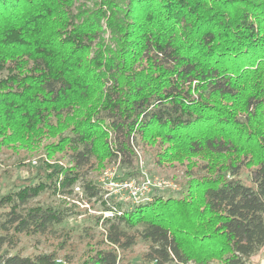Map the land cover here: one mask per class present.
Returning <instances> with one entry per match:
<instances>
[{"label": "trees", "instance_id": "1", "mask_svg": "<svg viewBox=\"0 0 264 264\" xmlns=\"http://www.w3.org/2000/svg\"><path fill=\"white\" fill-rule=\"evenodd\" d=\"M87 1L0 0V150L42 155L37 182L0 198V264H59L10 251L139 153L184 167L180 196L108 206L74 264H129L140 242L133 264H248L264 246V0ZM43 191L61 202H33Z\"/></svg>", "mask_w": 264, "mask_h": 264}, {"label": "rangeland", "instance_id": "2", "mask_svg": "<svg viewBox=\"0 0 264 264\" xmlns=\"http://www.w3.org/2000/svg\"><path fill=\"white\" fill-rule=\"evenodd\" d=\"M78 2L91 7V1L78 0ZM103 28L106 30L104 25ZM104 38L108 40V31L105 32ZM138 155V162L132 167L113 163L103 172H93L91 177L94 183L104 190L101 199L88 201L83 197L80 188L76 186L69 205H74L77 210L76 215L56 226V234L21 236L18 246L10 253L34 256L55 252L59 255L58 260H61L59 264H74L81 259L89 247L94 245L93 242L99 239L101 226L96 224L97 219L101 216H109V211L106 210L108 206L114 204L123 209L139 202H146L155 195L164 198L180 196L179 184L186 180L184 167H158L149 153ZM24 156L25 154L21 151L15 154L11 150L1 148L0 198L16 192L25 183L37 182L41 172L42 155L26 158ZM127 174L130 175L127 176ZM134 192H137L135 199L131 198ZM60 200L61 197L43 191L33 199V202L59 204ZM111 212L114 213V210L111 209ZM146 248L147 244L138 243L123 255V262L137 263ZM66 258L72 262L66 263L64 261ZM248 264H264V246L249 259Z\"/></svg>", "mask_w": 264, "mask_h": 264}, {"label": "built area", "instance_id": "3", "mask_svg": "<svg viewBox=\"0 0 264 264\" xmlns=\"http://www.w3.org/2000/svg\"><path fill=\"white\" fill-rule=\"evenodd\" d=\"M136 194H137V192H134L133 197H131V198L135 199L136 198ZM107 211H109V210H107ZM108 215L109 216H106V217H112L113 216V212L109 211Z\"/></svg>", "mask_w": 264, "mask_h": 264}]
</instances>
